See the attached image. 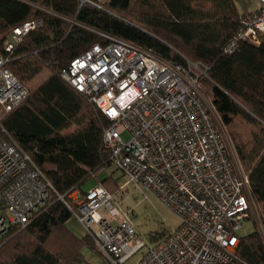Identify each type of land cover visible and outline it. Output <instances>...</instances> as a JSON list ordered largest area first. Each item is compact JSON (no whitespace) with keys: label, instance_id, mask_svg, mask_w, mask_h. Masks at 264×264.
I'll use <instances>...</instances> for the list:
<instances>
[{"label":"built area","instance_id":"1","mask_svg":"<svg viewBox=\"0 0 264 264\" xmlns=\"http://www.w3.org/2000/svg\"><path fill=\"white\" fill-rule=\"evenodd\" d=\"M241 27L224 48L264 41V0L240 16ZM41 26L29 19L8 30L12 52ZM102 41L72 59L61 77L85 94L109 121L105 147L124 180L154 193L181 219L155 243L136 236L130 211L101 182L58 198L109 264H225L233 261L243 229L256 215L249 180L230 150L223 126L200 89L204 71L185 58L174 63L130 41L99 33ZM0 52V240L12 226L26 227L48 205L52 183L9 136L2 118L29 95ZM124 132L130 139L124 140Z\"/></svg>","mask_w":264,"mask_h":264},{"label":"trees","instance_id":"2","mask_svg":"<svg viewBox=\"0 0 264 264\" xmlns=\"http://www.w3.org/2000/svg\"><path fill=\"white\" fill-rule=\"evenodd\" d=\"M241 15L235 0H0V52L29 90L2 122L54 187L44 210L0 240V264H90L84 245L105 259L88 235L78 237L67 227L71 211L58 198L73 189L85 192L103 172L98 181L112 193L119 190L103 140L108 119L60 75L102 41L99 33L174 63L187 58L204 71L200 89L248 177L258 217H250L254 229L241 235L235 259L225 264H264V41H242L234 53L224 52ZM34 18L41 26L6 52L2 36Z\"/></svg>","mask_w":264,"mask_h":264},{"label":"rangeland","instance_id":"3","mask_svg":"<svg viewBox=\"0 0 264 264\" xmlns=\"http://www.w3.org/2000/svg\"><path fill=\"white\" fill-rule=\"evenodd\" d=\"M235 2L241 13L250 12L249 10L254 11L258 6V0H235ZM130 136L129 132H124L122 138L124 140H129ZM108 171L113 173L114 177L122 176L120 171L116 170L113 166H111ZM106 174L107 172H103L98 177L91 178L85 184L84 189L87 190L95 186L98 180ZM124 180L125 178H122V180L118 182L119 190L115 193V199L121 203L124 209L130 211V218L136 230L137 237L143 239L149 245L157 242L169 231L176 229L180 225L181 219L179 216L161 202L154 193L148 190H142L133 184L120 188ZM67 227L78 237L85 236L83 227L75 218L72 217L67 222ZM253 229L254 226L248 224L243 229L242 233L246 234ZM81 252L86 261L90 264H109L107 260L100 254L94 252L93 249L87 245L81 247ZM140 257L141 253H138L130 258L126 264H138Z\"/></svg>","mask_w":264,"mask_h":264},{"label":"bare ground","instance_id":"4","mask_svg":"<svg viewBox=\"0 0 264 264\" xmlns=\"http://www.w3.org/2000/svg\"><path fill=\"white\" fill-rule=\"evenodd\" d=\"M220 126H222V124H221V122H220V124H219ZM228 145H229V147H231V145H230V142L228 143ZM230 150L232 151V153L234 154V152H233V150H232V148H230ZM32 159V158H31ZM33 161V160H32ZM34 162V161H33ZM35 163V162H34ZM36 164V163H35ZM242 169V168H241ZM243 171V170H242ZM244 172V171H243ZM162 202V201H161ZM40 211H38V212H36L34 215H36L37 213H39ZM34 215L32 216V218L34 217ZM32 218H31V220H32Z\"/></svg>","mask_w":264,"mask_h":264},{"label":"crops","instance_id":"5","mask_svg":"<svg viewBox=\"0 0 264 264\" xmlns=\"http://www.w3.org/2000/svg\"><path fill=\"white\" fill-rule=\"evenodd\" d=\"M249 11H252V10H249Z\"/></svg>","mask_w":264,"mask_h":264},{"label":"water","instance_id":"6","mask_svg":"<svg viewBox=\"0 0 264 264\" xmlns=\"http://www.w3.org/2000/svg\"><path fill=\"white\" fill-rule=\"evenodd\" d=\"M224 129V128H223Z\"/></svg>","mask_w":264,"mask_h":264}]
</instances>
